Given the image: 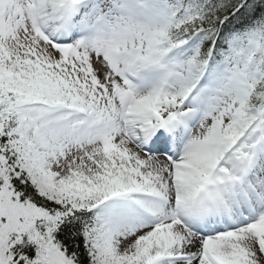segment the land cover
<instances>
[{"label": "snow or ice", "instance_id": "6c2138e0", "mask_svg": "<svg viewBox=\"0 0 264 264\" xmlns=\"http://www.w3.org/2000/svg\"><path fill=\"white\" fill-rule=\"evenodd\" d=\"M0 264H264V0H0Z\"/></svg>", "mask_w": 264, "mask_h": 264}]
</instances>
